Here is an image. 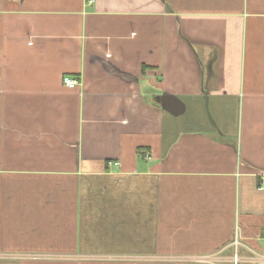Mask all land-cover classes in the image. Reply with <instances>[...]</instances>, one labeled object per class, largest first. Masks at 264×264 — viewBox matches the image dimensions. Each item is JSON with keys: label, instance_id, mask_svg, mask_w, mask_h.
Returning a JSON list of instances; mask_svg holds the SVG:
<instances>
[{"label": "crops", "instance_id": "obj_1", "mask_svg": "<svg viewBox=\"0 0 264 264\" xmlns=\"http://www.w3.org/2000/svg\"><path fill=\"white\" fill-rule=\"evenodd\" d=\"M0 160V264H264V0H0Z\"/></svg>", "mask_w": 264, "mask_h": 264}, {"label": "built area", "instance_id": "obj_2", "mask_svg": "<svg viewBox=\"0 0 264 264\" xmlns=\"http://www.w3.org/2000/svg\"><path fill=\"white\" fill-rule=\"evenodd\" d=\"M63 82L69 88H76L80 85V80L78 78H74V77L69 76V75H66L63 78ZM116 164H118V163H116ZM0 166H1V160H0Z\"/></svg>", "mask_w": 264, "mask_h": 264}]
</instances>
